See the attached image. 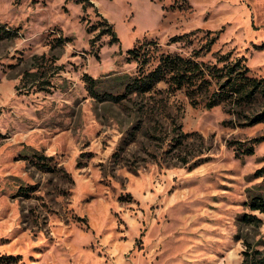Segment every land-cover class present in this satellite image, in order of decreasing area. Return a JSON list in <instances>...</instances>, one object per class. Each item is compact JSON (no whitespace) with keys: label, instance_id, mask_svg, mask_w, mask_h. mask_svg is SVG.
I'll return each mask as SVG.
<instances>
[{"label":"rangeland","instance_id":"rangeland-1","mask_svg":"<svg viewBox=\"0 0 264 264\" xmlns=\"http://www.w3.org/2000/svg\"><path fill=\"white\" fill-rule=\"evenodd\" d=\"M76 1L0 0V264H242L244 242L264 251V214L248 205L264 192V139L244 157L228 145L264 137L245 116L262 102L238 117L164 82L125 92L138 70L127 51L146 41L187 57L216 36L199 61L232 52L264 78V0Z\"/></svg>","mask_w":264,"mask_h":264},{"label":"trees","instance_id":"trees-1","mask_svg":"<svg viewBox=\"0 0 264 264\" xmlns=\"http://www.w3.org/2000/svg\"><path fill=\"white\" fill-rule=\"evenodd\" d=\"M76 3L82 5L86 10L92 5L91 0H77ZM102 26L106 29V34L111 36L113 42L118 41L115 28L105 18ZM92 32L94 29H88ZM4 27L0 26V37L9 35ZM194 32L172 37L169 42L172 44L192 42L191 36ZM217 37L214 36L207 40L200 49L193 50L190 56L184 57L176 53L156 54L157 43L146 41L127 51L128 61L136 62L137 74L125 80V92L128 94L145 95L155 91L156 86L164 82L170 93L185 90V94L193 107L204 102V107L211 110L223 105L237 111L238 117L241 113L251 112L249 109L262 102L261 109L257 112L246 115L247 125L253 126L264 122V78L253 77L250 75V68L245 64V58H233L232 52L215 54V63H205L198 59L211 52V47ZM60 40H58L59 42ZM93 43V42H92ZM85 85L88 92L94 96L98 88V80L85 75ZM122 96V95H121ZM118 101L120 96L113 97ZM240 113V114H239ZM177 136L173 139L175 149H185L190 134L183 133L181 126L174 127ZM191 135L199 136L196 133ZM264 137L254 138L249 144H241L237 141L229 142V146L234 147L237 154L241 157L253 155L255 147L263 141ZM238 144V145H235ZM235 145V146H233ZM44 156H38L37 164L44 170L51 171L48 164L43 162ZM182 163L186 165L188 161L182 158ZM194 165L199 166V163ZM195 166V167H196ZM255 178L264 179V166L258 169ZM259 187L253 188L248 192L249 209L253 212L264 214V192L258 191ZM27 195V191H21ZM242 221L249 224H259L260 219L256 215L245 214ZM245 250L242 252V264H264V251L254 249L248 242H244ZM17 257L5 259L4 263H16Z\"/></svg>","mask_w":264,"mask_h":264}]
</instances>
